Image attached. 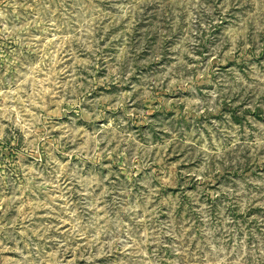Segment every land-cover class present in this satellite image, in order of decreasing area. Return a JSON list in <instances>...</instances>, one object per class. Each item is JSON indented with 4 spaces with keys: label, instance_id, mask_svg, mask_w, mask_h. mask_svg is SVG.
<instances>
[{
    "label": "rangeland",
    "instance_id": "374dc122",
    "mask_svg": "<svg viewBox=\"0 0 264 264\" xmlns=\"http://www.w3.org/2000/svg\"><path fill=\"white\" fill-rule=\"evenodd\" d=\"M0 264H264V0H0Z\"/></svg>",
    "mask_w": 264,
    "mask_h": 264
}]
</instances>
